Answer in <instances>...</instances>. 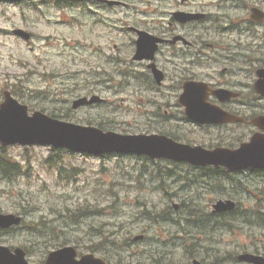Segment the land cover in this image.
<instances>
[{
	"label": "rangeland",
	"instance_id": "obj_1",
	"mask_svg": "<svg viewBox=\"0 0 264 264\" xmlns=\"http://www.w3.org/2000/svg\"><path fill=\"white\" fill-rule=\"evenodd\" d=\"M44 11L48 12L47 18H41L28 4L22 7L0 6V92L2 94L5 89L12 90L14 83L20 84L19 93L21 96L17 95V97L30 107L47 108L62 114L69 112L68 119L82 124H86L87 119L103 120L111 129L123 133L156 132L158 131L156 128L163 126L161 119L154 118V116H162L165 119V129L177 131L194 143L214 144L220 131L209 128L200 129L181 122L177 118L182 117L183 114L175 107L176 102L173 101L174 97L170 94H165L163 104L155 103L153 101L157 96L150 92V88H145L143 85L139 88L133 79L124 81L116 78L115 66L107 62L112 57L117 60L129 57L130 49L127 47L129 35L116 36L117 32L115 31L107 37L119 46L114 53L110 51L112 49L110 46L105 45L106 39L99 37L106 29L104 31L97 30L93 33L94 35L87 36L85 35L88 34L87 30L72 26L66 9H57L56 15L48 8H44ZM16 28H24L33 32L34 40L26 42L16 37L11 32ZM98 42H101L103 48L109 53H98L96 49L98 50L99 45L95 46ZM87 43L96 49L84 45ZM162 51L159 61L165 62V50ZM101 56H105L106 62L101 61ZM227 66L234 67L231 64ZM123 70L127 71L128 69L124 68ZM48 71L53 73V78H48L49 83L41 78V75ZM103 77L106 78V83L101 84L97 79L102 80ZM250 80L253 82L252 77ZM171 85L169 82L161 88L170 90L172 89L169 87ZM68 92L74 94L67 95ZM91 94L101 95L107 99V103L87 109L67 108L68 101L71 102V99ZM254 104L257 102H253ZM249 107L252 110L260 109L257 105ZM177 125L180 128L175 127ZM241 131L237 129L226 134L222 143L232 141L231 144L237 145L241 142L240 138H233ZM9 151L14 158L21 162L24 170L20 175H13L12 178L0 177V211L2 213H17L25 210L26 223L41 218L45 219L48 225H56L63 229V233L59 234L60 239H67L68 243L78 245L80 253L91 251L90 247L98 240L96 236L97 229L100 227L98 225H102V223L112 222L125 225V228L117 229V226L112 228L122 232L115 239L118 246H123L125 239L130 235L131 228L138 227L134 220L137 197H140L139 201L145 200L161 206L157 202L159 201L158 195L152 193L149 188H145L143 191H137L135 188V174L138 170L140 171L142 166L135 159L113 157L99 160L80 154L70 155L62 152L59 154L62 158L58 160V166H67V170H71L73 167L78 169L77 176L66 183L60 179L57 171L50 170V166L54 162L50 160L53 152L49 147L37 146L25 151L20 146H12ZM27 165H29V170L25 172ZM169 167L174 168L172 165ZM252 176L245 181H236L237 190L233 188L231 191L237 200H244L246 203L251 200L249 199L251 195H247L243 188L252 191V198L257 192H264V177L262 175ZM144 181L145 178H142L143 183ZM224 190L225 188L222 186L217 193L208 195L205 199L198 197L191 199L183 209L186 216H179L173 221L171 226L173 231L184 238L191 235L201 216H204L203 214L209 210L210 201L215 197L220 198L227 195ZM153 195L155 198L150 197ZM171 198L165 190V204H171ZM179 199L187 201L183 198ZM174 201L178 202V199ZM81 205L105 207L106 210L100 214L93 211L92 215L81 219L79 223H72L66 216V209H75ZM259 206L260 210L264 211V204ZM258 219L257 217L252 218L254 223L263 225V222ZM263 231L264 228H257L252 233L253 238L250 242H263L264 236L261 234ZM55 232L58 234V231L55 230ZM153 234L154 232L150 230V237L156 236ZM92 239L95 240L91 241ZM43 240L44 237L35 235V233L28 235L26 230L10 235L0 232V244L11 247H22L23 245L29 248L32 264H41L43 253L40 242ZM218 241L220 242L218 246L221 247L218 249L222 251L234 250L239 244L236 247V252H239L243 246L247 248L249 245L248 238L245 236H241L237 240L233 239L229 233L223 234L222 239L218 238ZM133 245H135V241L130 239L129 246ZM172 248L175 251L174 254L182 253L180 247L172 246ZM48 250H52V248ZM193 252L203 254L204 258L210 259L214 264L223 262L222 260L218 261V258L214 259L212 253L206 249L193 248ZM109 253L113 264L116 263L119 254L122 263L125 264L124 262L130 259L131 253L134 251L129 247L125 249L111 247ZM128 254L130 255L127 258ZM134 264L137 263L134 262Z\"/></svg>",
	"mask_w": 264,
	"mask_h": 264
},
{
	"label": "water",
	"instance_id": "obj_2",
	"mask_svg": "<svg viewBox=\"0 0 264 264\" xmlns=\"http://www.w3.org/2000/svg\"><path fill=\"white\" fill-rule=\"evenodd\" d=\"M259 86L263 87L264 81L260 82ZM181 100L187 106V114L197 122L211 123L233 118L206 104L205 94L193 84L186 87ZM86 102L87 99H82L75 105ZM0 141L4 145L53 144L57 147H68L72 150L97 154L109 151L146 153L154 158L165 157L177 161H188L196 165H226L235 169L249 166L264 167V140L260 137H254L251 143L244 144L237 151H230L222 148L207 150L202 146L192 147L178 143L165 135H121L115 132H103L93 127L55 120L40 112L29 116L27 107L19 105L9 92L6 93V101L1 105L0 110ZM233 207L234 203L228 201H219L215 205L219 212ZM15 222L18 220L13 216H0L2 226H9ZM76 254V250L72 247L62 248L51 253L47 263L92 264L97 261L92 256H84L80 261H76ZM240 259L264 264L262 257L249 254L241 256ZM0 264L28 263L25 261V252L21 249H18L16 254H12L8 248L0 247Z\"/></svg>",
	"mask_w": 264,
	"mask_h": 264
},
{
	"label": "flooded vegetation",
	"instance_id": "obj_3",
	"mask_svg": "<svg viewBox=\"0 0 264 264\" xmlns=\"http://www.w3.org/2000/svg\"><path fill=\"white\" fill-rule=\"evenodd\" d=\"M114 1H121L124 4L117 6L137 7L140 5L143 7V9L132 7L130 17L134 22L133 26L165 37V68L167 70H182L183 76L188 71L193 74V78L200 79L192 69L186 68H194L196 64L200 65V55L209 56L210 61L207 64L214 68L222 67L224 72V74H220L224 77L223 81L218 82L216 85L227 87L243 97L245 96V89L249 87L250 78L245 70H249L250 67L264 65L262 61L264 56L258 57L259 61L250 65L249 57L243 51L244 46H235L226 40L227 37L229 38L231 34H234L238 42H242L250 33V25L259 30H264V23L256 24L248 19L251 4H256L264 9V0ZM98 5L104 8L116 6L105 1L98 2ZM147 12H156L158 20L154 21V16L151 17L153 21L146 19V17L140 19L141 14ZM182 13L193 15V18L186 22L180 21L179 18L183 17L180 15ZM159 20H162V24ZM205 47L210 48L212 55L201 54L205 51ZM221 52L225 53L222 54ZM226 63L234 65V67H227L225 66ZM165 73L167 76L166 71ZM227 74H230L228 80L225 78ZM235 75L244 76L237 78ZM208 79L212 81L211 78ZM213 85L215 86V84ZM163 251L165 252V240Z\"/></svg>",
	"mask_w": 264,
	"mask_h": 264
},
{
	"label": "trees",
	"instance_id": "obj_4",
	"mask_svg": "<svg viewBox=\"0 0 264 264\" xmlns=\"http://www.w3.org/2000/svg\"><path fill=\"white\" fill-rule=\"evenodd\" d=\"M10 165L12 166L13 162H11V160L6 158L3 154H0V174L1 175L6 176L7 178H9L8 175H10V173L12 171ZM219 182H217V183L219 184ZM234 184H235V182H234ZM238 212L239 211L234 213V219H236V214ZM254 213H256V214L260 213V209H258V210L255 209ZM242 217L245 219L246 216H242ZM224 224L227 225L226 222Z\"/></svg>",
	"mask_w": 264,
	"mask_h": 264
},
{
	"label": "bare ground",
	"instance_id": "obj_5",
	"mask_svg": "<svg viewBox=\"0 0 264 264\" xmlns=\"http://www.w3.org/2000/svg\"><path fill=\"white\" fill-rule=\"evenodd\" d=\"M188 213H190V211H188ZM192 213H195V212H192ZM185 215V214H184ZM203 215H205V214H203ZM183 216V215H182ZM186 216V215H185ZM202 217V216H201ZM178 219V218H177ZM186 220V219H185ZM183 221V220H182ZM186 222H187V220H186ZM185 222V223H186ZM174 223V222H173ZM188 223V222H187ZM175 224H176V222H175ZM179 224V223H178ZM189 224V223H188ZM188 228V227H187ZM262 258L264 259V255L262 256Z\"/></svg>",
	"mask_w": 264,
	"mask_h": 264
}]
</instances>
